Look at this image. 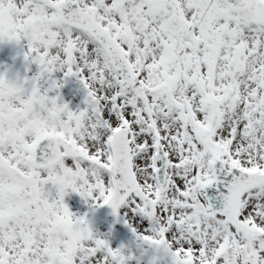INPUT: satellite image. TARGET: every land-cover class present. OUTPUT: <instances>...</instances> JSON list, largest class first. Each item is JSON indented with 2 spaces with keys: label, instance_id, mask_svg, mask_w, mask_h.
Segmentation results:
<instances>
[{
  "label": "snow or ice",
  "instance_id": "6c2138e0",
  "mask_svg": "<svg viewBox=\"0 0 264 264\" xmlns=\"http://www.w3.org/2000/svg\"><path fill=\"white\" fill-rule=\"evenodd\" d=\"M3 42L37 71L0 72V264L136 258L73 193L148 264H264V0H0Z\"/></svg>",
  "mask_w": 264,
  "mask_h": 264
},
{
  "label": "rangeland",
  "instance_id": "374dc122",
  "mask_svg": "<svg viewBox=\"0 0 264 264\" xmlns=\"http://www.w3.org/2000/svg\"><path fill=\"white\" fill-rule=\"evenodd\" d=\"M13 43L3 42L0 43L1 59H0V72H6L9 79H15L17 76L24 77L25 75L31 76L37 71L36 65H27L22 59H16L13 56V50L15 48L22 50L18 45L12 48ZM23 51V50H22ZM47 86V85H45ZM63 88V100L64 102L69 103L70 108L76 109L77 107H83V94L78 92H71L67 89V83H64ZM65 203L69 206L70 211L77 216H86L89 220L90 217V208L87 203L77 194H70L65 197ZM93 231L101 238L107 239L109 245L112 248H120L124 246L125 255L133 254L136 258L129 261V264H148L147 258L143 257L138 249L133 246L130 248L129 245L115 234H112L109 229L103 224H99L97 228Z\"/></svg>",
  "mask_w": 264,
  "mask_h": 264
},
{
  "label": "water",
  "instance_id": "95a60500",
  "mask_svg": "<svg viewBox=\"0 0 264 264\" xmlns=\"http://www.w3.org/2000/svg\"><path fill=\"white\" fill-rule=\"evenodd\" d=\"M209 193V192H208ZM208 195V197H209V194H207ZM212 202V201H211ZM213 203V202H212ZM214 204V203H213ZM214 206H216V207H218L217 205H216V202H215V204H214ZM107 218H105L104 217V220H106ZM107 221V220H106ZM124 236H127V235H125V234H123Z\"/></svg>",
  "mask_w": 264,
  "mask_h": 264
}]
</instances>
